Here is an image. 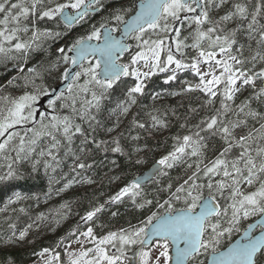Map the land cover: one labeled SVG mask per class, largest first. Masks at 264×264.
<instances>
[{
  "label": "snow or ice",
  "instance_id": "6c2138e0",
  "mask_svg": "<svg viewBox=\"0 0 264 264\" xmlns=\"http://www.w3.org/2000/svg\"><path fill=\"white\" fill-rule=\"evenodd\" d=\"M103 6L102 0H65L54 5L52 0H0V63L19 59L27 63L30 51L40 49L44 39L67 34L41 30L39 22L59 17L71 30ZM135 8L110 13L87 36L58 47L56 59L47 66L39 64L25 72L20 65L24 75L8 80V85L15 84L23 92L17 97H0V159L6 166L0 181L16 178L14 165L30 159L45 138L51 142L38 153L51 158L44 161L45 168L52 167V162L59 164L53 150L61 148L65 156L73 157V171L91 168L87 160L94 150L122 154L139 166L142 158L133 159L132 153L141 149L133 146L127 151L123 132L116 131L121 118L144 94L145 79L157 71L170 72L164 81L167 84L178 78L177 72L188 69L198 82L183 91L202 93L205 99L200 107L208 114L187 134L173 137L171 150L155 160L151 171L129 180L81 219L94 221L105 205L122 203L124 198L137 208L155 206L158 210L138 225L102 235L88 227L80 233L84 241L77 240L79 250L65 253L67 264H264V111L252 107L253 101L264 104V0H141L139 10ZM67 9L74 14L66 13ZM219 9L223 14L214 15ZM129 38L135 41L134 51L125 42ZM125 53L129 58L122 62ZM54 73H58L54 78L63 84L62 90L45 81V75ZM123 77H132L134 82L125 99L111 110L115 119L107 132L116 134L97 140L94 133L101 123L97 115ZM18 80L23 84H16ZM249 90L237 103L239 95ZM44 99L47 107L39 111ZM150 120L152 129L167 127L159 115L150 114ZM78 121H88L91 132L86 133ZM250 121L254 122L251 126ZM132 125L145 131L149 128L135 118ZM18 126H28L23 135L14 130ZM77 134L83 137L78 147L74 146ZM209 138L221 141L211 157ZM39 162L33 161V170ZM178 165L186 166V178L159 187ZM148 184L158 186L156 192H167L168 198L163 202L148 198ZM70 186L71 182L64 189ZM177 203L183 207L177 208ZM252 217L257 218L255 222L244 227ZM234 233L240 234L238 239H233ZM26 234L27 230L21 231L16 239L23 240ZM12 242L10 237L7 243ZM51 259L59 261V253L45 264H51Z\"/></svg>",
  "mask_w": 264,
  "mask_h": 264
},
{
  "label": "trees",
  "instance_id": "16d2710c",
  "mask_svg": "<svg viewBox=\"0 0 264 264\" xmlns=\"http://www.w3.org/2000/svg\"><path fill=\"white\" fill-rule=\"evenodd\" d=\"M137 1L102 0L103 8L91 13L84 22L74 25L71 30L65 28L59 17L52 22L46 20L39 22L38 27L41 30L48 28L62 33L67 32V34L58 39H44L40 49L30 51L27 63L24 59L8 61L6 64L0 63V97L5 95L17 97L22 94V88L7 83L13 77L24 75L19 72L20 65L24 66L25 72L27 68L39 64L47 66L49 62L56 59L58 47L70 44L81 36H87L92 26L98 27L103 19L109 17L110 13L122 8H132ZM56 2H65V0H52V5ZM133 12L128 13L125 19ZM222 14L223 9L214 10V15ZM57 24H59L58 27ZM192 54L195 55L194 52ZM170 74L157 71L155 75L145 79L144 94L138 96L137 104L129 108L127 115L121 118L119 128L116 129V131L123 132L122 143L127 151H131L133 146L141 149L139 153H132L133 159L137 156L142 158V163L139 166L131 164L128 158L122 154L94 150L87 160L92 164V167L73 171V157L65 156L64 149L61 148L58 152L53 150L58 157L59 164L52 162V167L45 168L44 161H50L51 158L40 157L38 153L41 148H46L51 142L49 138H45L30 159L22 160L19 164L14 165L18 170L17 177L0 181V264H34L44 249H48L52 253H59L63 261L66 244L75 241L80 233L86 231L88 227H93L94 234L102 235L108 231H118L121 228H128L130 225H138L141 220L151 214V211L158 210L155 206H151L150 209L137 208L128 198H124L122 203L105 205L104 210L94 217V221L86 222L81 219L87 211L104 204L125 183L155 164L156 159L171 150L174 142L173 137L187 134L192 129V125L198 123L202 117L208 114L205 108L200 107L205 99L202 93L183 91L189 84L197 82L198 78L191 71L183 70L177 72L176 80L166 84L164 81ZM57 75L58 73H54L52 76L45 75L47 85L55 87L60 83L58 79L54 78ZM133 82L132 77L122 78L110 90L108 99L103 101L102 110L97 115V119L101 123L96 127L94 133L97 140H107L116 134V131L107 132V128L112 127L115 119V116L111 115V110L116 108L118 102L125 99V92ZM16 84L22 85L23 80H18ZM249 94L250 90L242 92L236 102L239 103ZM2 103L0 101V105ZM218 106L219 100L215 107ZM252 107L264 111V104L256 101L252 102ZM191 109H197V111L193 112ZM150 114L161 116L167 122V127H162L159 130L152 129ZM134 118L140 122H146L149 125L148 130L135 128L132 125ZM78 122L82 124L86 133L91 132L88 121ZM253 123L250 121V126ZM182 124H186L187 127L181 128ZM133 136H139L140 139L133 141L131 139ZM81 139L83 137L77 134L74 138V146L78 147ZM208 143L209 157H211L214 150L221 146V141L218 138H209ZM10 154L15 156L14 152ZM35 160L40 162L33 170V161ZM185 167V165H178L169 170V177L163 178L159 187L166 186L169 180L173 184L182 182V179L186 178ZM5 171V161L0 159V174ZM89 179L92 181L91 183L86 182ZM69 182H71V186L64 189V186ZM156 187L158 186L145 185L146 190L150 193L148 198L159 199L163 202L168 198V193L156 192ZM61 189L64 190L61 191ZM9 201L12 202L9 203ZM175 206L180 208L183 207V204L177 203ZM113 212H116L117 215L113 216ZM254 219L255 217H252L249 221L244 222V227ZM48 220L53 223L51 228L53 230L44 232L42 228ZM10 225L14 227H10ZM24 230H27L25 238L23 240L16 239ZM238 235L234 233L233 239ZM10 237L13 238L15 244L7 246L6 243ZM224 243L227 244V239Z\"/></svg>",
  "mask_w": 264,
  "mask_h": 264
},
{
  "label": "rangeland",
  "instance_id": "374dc122",
  "mask_svg": "<svg viewBox=\"0 0 264 264\" xmlns=\"http://www.w3.org/2000/svg\"><path fill=\"white\" fill-rule=\"evenodd\" d=\"M71 11H73V10H71ZM144 70L147 71V69H144ZM132 79H134V78H132ZM196 83H193L192 85H195ZM18 131H20V133L22 134V133H24V128L21 130H18ZM52 224L53 223L51 222V220H48V222L43 226L42 231H44V232L52 231L53 230V229H51ZM77 240L84 241V237L80 235L75 241H72V242L66 244V246L64 247V256H63L64 262L62 261L61 258L59 259V261H57L55 259H51V264H67L68 257L65 253L66 252H74V251L79 250V244L77 243ZM6 244H7V246H11V245H14L15 243L12 242V243H6ZM87 246L90 247L91 245L89 244ZM153 251L155 252L156 250L153 249ZM41 253H43V252H41ZM41 253L39 254L37 260H35L34 264H45L46 260H49V258H51V257H55L57 254V253H52L50 251H48L47 253H43V255H41Z\"/></svg>",
  "mask_w": 264,
  "mask_h": 264
},
{
  "label": "water",
  "instance_id": "95a60500",
  "mask_svg": "<svg viewBox=\"0 0 264 264\" xmlns=\"http://www.w3.org/2000/svg\"><path fill=\"white\" fill-rule=\"evenodd\" d=\"M141 3V1L140 2H138L137 4H136V10H139V4ZM66 11V13H68L69 14V12H68V10H65ZM135 14V13H134ZM133 14V15H134ZM69 15H71V14H69ZM131 17V16H130ZM129 17V18H130ZM128 18V19H129ZM117 36H119V34L117 35ZM126 42V41H125ZM89 43H92V44H95V43H97L96 41H90ZM55 88H57V90H62L63 89V84L62 83H60V84H58ZM47 104V99H44L43 100V103L41 104V105H39L38 106V110L39 111H44L46 108H45V105ZM155 166V164H153L151 167H149L146 171H144L142 174H146V173H148L149 171H151L152 170V168ZM141 174V175H142ZM131 255H132V253H131ZM173 255H174V252H173Z\"/></svg>",
  "mask_w": 264,
  "mask_h": 264
}]
</instances>
